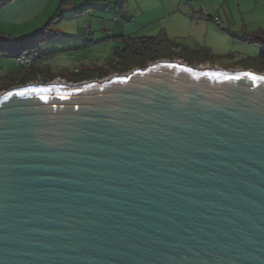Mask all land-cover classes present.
I'll return each mask as SVG.
<instances>
[{
	"label": "water",
	"instance_id": "1",
	"mask_svg": "<svg viewBox=\"0 0 264 264\" xmlns=\"http://www.w3.org/2000/svg\"><path fill=\"white\" fill-rule=\"evenodd\" d=\"M0 264H264V73L2 91Z\"/></svg>",
	"mask_w": 264,
	"mask_h": 264
},
{
	"label": "rangeland",
	"instance_id": "2",
	"mask_svg": "<svg viewBox=\"0 0 264 264\" xmlns=\"http://www.w3.org/2000/svg\"><path fill=\"white\" fill-rule=\"evenodd\" d=\"M208 1L213 3L214 10L219 9L220 25L210 22L211 30L205 41L192 42L191 49L206 48L212 54L207 59L208 62L198 65L218 67L227 71L240 70V66L252 67V70L259 69L264 63V59L259 56L264 45V0ZM68 7L53 19L54 23L49 26V33L28 40L26 46L40 53L37 62L33 63L40 74L59 75L57 77L65 83H75L71 81L73 72L105 66L110 59L116 58L111 52L122 45L115 37L102 30L103 27L107 31L110 28L103 15L102 18L101 15L96 17L90 14L84 15L83 6ZM100 22H104L105 26L102 27L103 24L100 25ZM87 27L89 30L86 29ZM36 32L37 30L34 31ZM114 34L116 35L117 32ZM19 51L20 47L15 46L0 53L1 74H9L17 69L13 56ZM162 60H178L186 64L178 57ZM116 74L122 73L110 71L102 78L90 80L108 78Z\"/></svg>",
	"mask_w": 264,
	"mask_h": 264
},
{
	"label": "crops",
	"instance_id": "3",
	"mask_svg": "<svg viewBox=\"0 0 264 264\" xmlns=\"http://www.w3.org/2000/svg\"><path fill=\"white\" fill-rule=\"evenodd\" d=\"M70 5L83 6L84 15H103L110 28L105 30L104 22H100L102 30L119 44L121 36L163 33L181 47L191 48L192 42L205 41L210 22H214L215 16L219 18V9L214 10L208 0H194L192 5L189 0H82L80 4L75 0H0V35H31Z\"/></svg>",
	"mask_w": 264,
	"mask_h": 264
},
{
	"label": "trees",
	"instance_id": "4",
	"mask_svg": "<svg viewBox=\"0 0 264 264\" xmlns=\"http://www.w3.org/2000/svg\"><path fill=\"white\" fill-rule=\"evenodd\" d=\"M58 13L59 11L40 30L31 35L21 38L9 35H0V53L9 47L19 46L20 51L14 53L13 56L15 58L18 54L24 51L35 50L26 46L27 41L43 37L49 33V26L54 23L53 19ZM121 40L122 46L117 47L111 52V54L116 58L110 59L105 66L100 68H86L73 72L71 74V81L79 82L93 78H102L110 71L115 73H124L136 67L143 68L150 62L164 58L171 59L178 57L182 58L186 64L196 66L200 63L208 62L207 59L212 56L209 49H191L181 47L178 43L170 40L163 33L147 37L121 36ZM259 56L261 59H264V45H262ZM39 57L40 56H38V58ZM38 58H36L35 62H37ZM33 63L28 67L17 68L9 74L0 73V91L8 89L12 86L26 84L29 81L39 80L40 82H48L59 76H52L46 73L45 75H42L40 74L37 66ZM240 67L243 69H253L252 67ZM254 70L257 72L264 70V63L259 69Z\"/></svg>",
	"mask_w": 264,
	"mask_h": 264
},
{
	"label": "built area",
	"instance_id": "5",
	"mask_svg": "<svg viewBox=\"0 0 264 264\" xmlns=\"http://www.w3.org/2000/svg\"><path fill=\"white\" fill-rule=\"evenodd\" d=\"M194 0H189V4L192 5ZM213 21L219 26L220 25V19L215 16L213 18ZM87 30H89V28H86ZM39 56V53L36 50H28V51H24L20 54H18L14 59H15V64H16V68H23V67H28L30 66L35 60L36 58ZM243 68H240V70H242ZM260 73H264V70H262ZM53 82H57V83H65L62 79H60V77H56L55 79L51 80ZM86 80L83 81H79V82H84ZM70 83V82H68ZM78 83V82H75ZM2 91H0L1 93Z\"/></svg>",
	"mask_w": 264,
	"mask_h": 264
},
{
	"label": "snow or ice",
	"instance_id": "6",
	"mask_svg": "<svg viewBox=\"0 0 264 264\" xmlns=\"http://www.w3.org/2000/svg\"><path fill=\"white\" fill-rule=\"evenodd\" d=\"M109 2H111V0H109ZM75 3L80 4L82 3V0H75Z\"/></svg>",
	"mask_w": 264,
	"mask_h": 264
},
{
	"label": "bare ground",
	"instance_id": "7",
	"mask_svg": "<svg viewBox=\"0 0 264 264\" xmlns=\"http://www.w3.org/2000/svg\"><path fill=\"white\" fill-rule=\"evenodd\" d=\"M201 67H205V68H207L208 66H201ZM254 71V70H253Z\"/></svg>",
	"mask_w": 264,
	"mask_h": 264
}]
</instances>
